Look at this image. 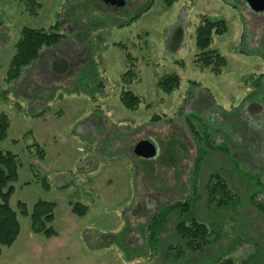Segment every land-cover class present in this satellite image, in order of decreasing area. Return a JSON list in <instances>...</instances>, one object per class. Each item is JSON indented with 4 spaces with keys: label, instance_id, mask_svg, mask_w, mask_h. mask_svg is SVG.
Wrapping results in <instances>:
<instances>
[{
    "label": "rangeland",
    "instance_id": "rangeland-1",
    "mask_svg": "<svg viewBox=\"0 0 264 264\" xmlns=\"http://www.w3.org/2000/svg\"><path fill=\"white\" fill-rule=\"evenodd\" d=\"M36 1L31 14L22 0H0V111L9 118L0 148L19 160L10 206L20 224L0 264H217L227 257L264 264V212L250 202L264 200V12L244 0ZM201 14L227 25L210 45L226 57L216 75L194 63ZM52 25L62 44L42 50L19 80L6 81L20 28ZM177 28L182 37L173 43ZM117 42L128 45L139 72L126 87L143 98L135 110L118 100L129 67ZM57 54L71 55L73 65L54 76L48 61ZM172 72L180 84L165 93L157 79ZM144 138L157 147L152 159L133 153ZM33 142L43 158L33 154ZM215 174L238 195L224 207L206 201ZM175 198H189L181 219L195 216L217 237L177 261L167 253L178 243L179 212L166 215L156 241L143 232L149 216ZM38 200L54 203L57 235L33 233L29 215L19 213L18 202L30 212ZM74 202L87 206L83 216L71 211Z\"/></svg>",
    "mask_w": 264,
    "mask_h": 264
},
{
    "label": "trees",
    "instance_id": "trees-1",
    "mask_svg": "<svg viewBox=\"0 0 264 264\" xmlns=\"http://www.w3.org/2000/svg\"><path fill=\"white\" fill-rule=\"evenodd\" d=\"M168 5L171 0H167ZM25 8L31 14H35L39 3L36 0H22ZM249 8V7H248ZM58 25H52L50 30L39 27L22 26L19 30L17 40L14 43L13 54L9 60L5 73V80L14 82L19 80L23 75L25 68L31 67L40 57V53L44 49L56 48L62 44L64 35L58 30ZM227 31L226 22L222 18H211L207 14H201L194 30L195 35V54L194 63L201 69H208L213 74H219L226 65V57L215 48H210L213 36L223 34ZM182 37V30L177 28L172 35L173 43L179 42ZM115 46L122 51L125 61L128 63V69L120 76L124 87L121 89L118 100L129 110H135L143 102V98L126 88L134 81L140 80L139 72L133 69L135 57L128 51V45L123 42L115 43ZM69 55V54H68ZM53 55L49 57V71L52 75L65 73L72 68L71 55ZM63 60V61H62ZM157 86L165 93H171L179 87L180 77L172 72L163 74L157 79ZM258 109L259 107H253ZM251 110H254V109ZM255 111V110H254ZM44 110H40L34 116H40ZM155 118V117H153ZM188 126L193 129L192 123L187 122ZM9 129V118L6 112L0 111V141L5 139ZM35 151L33 154L39 158L45 155L44 149L36 142H33ZM160 156V155H159ZM19 160L17 155L10 151L0 148V254L3 247H10L17 239L20 231L17 211L10 206V197L13 193V182L18 178ZM38 176V174H35ZM43 188L47 189L49 184L45 177H41ZM206 184V201L215 203L218 207L229 205L230 201L238 199L237 193L233 192L228 182L221 178L219 174L209 177ZM195 191V190H194ZM250 202L256 208L264 212V200L262 198H251ZM17 207L22 215H29L30 229L33 233H40L44 236L51 237L57 235L52 226L54 219V203L44 200L36 201L30 212H28L25 203L18 202ZM191 205L189 198L172 199L165 205L158 208L147 220V224L143 226V232L148 242L156 241V229L166 219L169 212H179V219L174 227L178 243L169 246V257L174 260L187 252L203 251L208 245L217 241L213 228H209L207 224L201 222L195 216H190L187 220L181 219L189 213ZM87 206L80 203H71V211L77 216H83L86 213ZM152 243V242H151ZM217 264H233L230 257L224 258Z\"/></svg>",
    "mask_w": 264,
    "mask_h": 264
},
{
    "label": "water",
    "instance_id": "water-1",
    "mask_svg": "<svg viewBox=\"0 0 264 264\" xmlns=\"http://www.w3.org/2000/svg\"><path fill=\"white\" fill-rule=\"evenodd\" d=\"M253 12H264V0H244ZM110 5L123 6L124 0H103ZM264 102V101H263ZM134 155L143 159H152L157 155V147L149 139L144 138L136 143L133 148Z\"/></svg>",
    "mask_w": 264,
    "mask_h": 264
},
{
    "label": "flooded vegetation",
    "instance_id": "flooded-vegetation-1",
    "mask_svg": "<svg viewBox=\"0 0 264 264\" xmlns=\"http://www.w3.org/2000/svg\"><path fill=\"white\" fill-rule=\"evenodd\" d=\"M263 115H264V102H263Z\"/></svg>",
    "mask_w": 264,
    "mask_h": 264
}]
</instances>
